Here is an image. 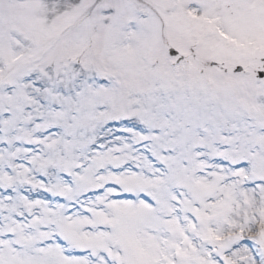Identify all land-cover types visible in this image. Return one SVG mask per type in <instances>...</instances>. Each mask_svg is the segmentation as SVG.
<instances>
[{
  "label": "snow or ice",
  "instance_id": "obj_1",
  "mask_svg": "<svg viewBox=\"0 0 264 264\" xmlns=\"http://www.w3.org/2000/svg\"><path fill=\"white\" fill-rule=\"evenodd\" d=\"M0 264H264V0H0Z\"/></svg>",
  "mask_w": 264,
  "mask_h": 264
}]
</instances>
